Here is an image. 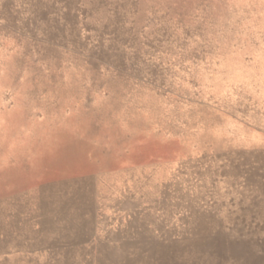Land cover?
<instances>
[{"label": "rangeland", "instance_id": "rangeland-1", "mask_svg": "<svg viewBox=\"0 0 264 264\" xmlns=\"http://www.w3.org/2000/svg\"><path fill=\"white\" fill-rule=\"evenodd\" d=\"M0 264H264V0H0Z\"/></svg>", "mask_w": 264, "mask_h": 264}]
</instances>
